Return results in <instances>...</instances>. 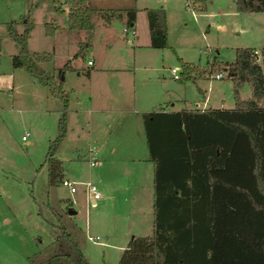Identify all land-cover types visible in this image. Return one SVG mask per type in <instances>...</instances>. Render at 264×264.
Wrapping results in <instances>:
<instances>
[{"label":"trees","instance_id":"trees-1","mask_svg":"<svg viewBox=\"0 0 264 264\" xmlns=\"http://www.w3.org/2000/svg\"><path fill=\"white\" fill-rule=\"evenodd\" d=\"M66 1L69 26L84 27L86 0ZM236 10H261L264 0H234ZM126 23L134 8L123 7ZM147 44L163 46L164 11L160 5L143 7ZM20 29L12 19L5 32L16 46L12 66L22 68L48 93L59 99L55 132L43 153L46 184L63 176L54 155L65 131L62 66L54 73L38 61L41 51H28L25 40L31 21L24 15ZM49 33L52 27L45 28ZM234 58L206 67L182 60L175 78H194L193 71L222 68L232 81L233 105L179 109L154 108L141 112L147 159L151 160V220L148 234H129L114 263L89 262L76 239L56 219L54 232L43 245L26 255L34 264H264V41L260 59L252 46H236ZM45 55V54H44ZM216 71V70H215ZM247 82L250 94L241 97Z\"/></svg>","mask_w":264,"mask_h":264},{"label":"rangeland","instance_id":"rangeland-1","mask_svg":"<svg viewBox=\"0 0 264 264\" xmlns=\"http://www.w3.org/2000/svg\"><path fill=\"white\" fill-rule=\"evenodd\" d=\"M88 1L89 13L96 16L98 11L102 26H105L110 38L122 47L119 53L127 59V62L134 55V62L140 66L135 70L134 77L139 76L141 80L161 79L167 85H170L169 83L175 85L183 80L187 93L186 104L191 107H199L196 103L201 104L202 95L199 87L209 96L208 106L233 105L231 79L226 75L225 70L219 67L214 70L208 69L210 71L205 73L196 70L193 71L194 78L179 80L170 75V66L179 73L182 60L200 68L206 67L211 59L223 63L234 58L236 46L244 45L256 49L260 59V47L264 41V13L261 10H234V0H196L193 13L184 7L183 0H166L167 10L164 16L166 44L163 46H147L140 43L148 38V34L144 11L136 7L133 38L129 42L123 40L120 27L126 23V20L125 13L119 6L125 1H129L132 6L137 0ZM58 4H60L58 0H0V68L4 65L5 54L12 47L15 48L5 32L4 22L12 19L14 27L16 26L18 30L21 27V18L27 15L33 20L28 45L36 48L41 44L42 25L46 23L45 28L52 27V20H55L53 16L47 17L46 7L58 9L60 6ZM62 23L64 26H69L65 18H62ZM81 48V41L78 40L70 58L82 59ZM41 53L46 57L44 59L51 56L49 50ZM215 70H221L222 75L212 76ZM29 77L32 78L31 75ZM33 83L46 92L45 85L37 82L35 78ZM31 89L35 90L34 87ZM24 90V84L19 85L14 98L15 104L22 106L21 102L23 107L7 110L8 115L0 108L2 140L0 142V264H34L27 260L26 255L50 239L54 232L53 223L57 218L72 233L89 262L114 263L117 252L121 250V246H124L130 234L126 233L130 222L126 217L122 218L121 211L112 213L109 201L102 195L99 186L96 187L100 192V198L90 205L83 184L85 181L94 184L97 182L103 154L90 146L93 148L91 154L96 159L93 164H88L89 147H86L84 138L72 145L68 143L61 145L57 152L67 156L62 164L76 180L75 190L69 192L66 185L58 181L47 186L43 153L47 139L55 132L56 116L43 108H28V104L29 106L34 104L35 96L24 95ZM6 91L9 90L0 89L2 107L7 106L9 99ZM170 94H173V91ZM239 94L241 97L250 94L247 82L240 85ZM182 103L175 101L172 106ZM20 134H23L25 140L20 138ZM130 152L143 153L146 156L144 144L131 149L115 148L113 154L116 153L115 158L123 160L128 158ZM108 167L107 165V173ZM147 179L144 186L149 187L151 195L150 174ZM112 183L117 186L119 184L118 180ZM116 193H119L118 198L121 196L127 198L125 200L127 204L130 194L118 191ZM150 195L141 197V206H143L141 214L149 217L145 226L144 220L137 224L142 228L138 227L139 229L136 230H141L143 234L150 232ZM67 208L72 209V212H68ZM94 234L97 235L96 238H92Z\"/></svg>","mask_w":264,"mask_h":264},{"label":"crops","instance_id":"crops-1","mask_svg":"<svg viewBox=\"0 0 264 264\" xmlns=\"http://www.w3.org/2000/svg\"><path fill=\"white\" fill-rule=\"evenodd\" d=\"M58 1H60L58 9L46 7L47 17L53 16L55 20H52L53 25L49 33L44 32L42 25L41 44L36 48L28 45L33 20H30L31 26L25 40L28 51H50L51 56L48 59L38 61L42 68L53 73L57 67L62 66L59 76L61 77L62 95L65 99V131L56 146L54 155L60 160L62 175L75 180L70 176L71 173L66 166L62 164L67 156L58 154V149L61 145H66V143L72 145L82 141L83 138L86 140V147L92 146L95 151L98 149V153L103 154L101 156L103 159L100 160L101 172H99L96 179V186L100 187V192L102 191V195L109 201V208L112 213L121 211L123 213L122 218L126 217L127 221L129 220L130 223L126 233L143 234V232H140L141 230H136V228H142L137 224L143 220L145 226L149 218L147 215L141 214L143 212L141 197L145 195L149 197L150 195L149 187L144 186V183H147L149 174L151 178L152 162L143 153H138V155L136 152H130L128 158L123 160L115 158L117 154L113 153L115 148L128 147L131 149L144 144L141 127L142 111L154 108L179 109L191 107L186 104L187 93L184 89V82L182 80L175 83V85L171 83L167 85L161 79L141 80L139 76L134 77L135 70L140 67L139 64L134 62V55L127 62V59L119 53L122 47L119 46L117 41L110 38L107 29L102 26L98 11L95 16V14L89 13L88 8L87 21L84 27L64 26L62 18H65L66 21L65 6L67 3L64 0ZM88 2L86 0L87 5ZM165 2L166 0H137L132 7L142 10L145 6L160 5L165 16L167 10ZM129 6L130 2L125 1L119 7L123 12V7ZM134 17L135 11L133 13ZM133 18L129 23L132 27ZM78 40L82 44L81 54L83 60L70 58ZM140 43L150 46L147 44V39ZM15 50L16 46L5 54L4 65L0 68V89L9 90L6 91V95L9 96L7 106H0L1 110L6 112L9 109L23 107L21 102L22 106L18 103L15 104L14 98L17 95L19 85L24 84L23 94L31 97L35 96L34 104L31 106L28 104V108H43V110L51 111L54 116H57L61 108L59 99L51 96L47 88L46 92L39 89L35 86L36 83H33V76L32 79L29 75H26L28 73L22 68L12 66L9 63V55ZM87 58H90L89 63L85 61ZM32 87L35 90L31 89ZM199 89L201 90L202 99L201 104L196 103V105L202 108L208 106L209 96L203 93L200 87ZM172 91L173 94H170ZM170 95H173V97ZM175 101L183 103L172 106ZM90 141L93 143H90ZM100 148H102L101 151ZM107 165L109 166L108 173ZM114 180H118V186L112 183ZM116 191L130 194L127 204L125 203L127 198L125 199L124 196L118 198L119 193H116ZM118 253L119 251L116 257Z\"/></svg>","mask_w":264,"mask_h":264},{"label":"built area","instance_id":"built-area-1","mask_svg":"<svg viewBox=\"0 0 264 264\" xmlns=\"http://www.w3.org/2000/svg\"><path fill=\"white\" fill-rule=\"evenodd\" d=\"M195 1L196 0H183L184 7L186 9H189L193 13V7L195 5ZM120 29L122 31L123 40L125 42L131 41L132 38H133V34H134V30H133V27L131 26V24L125 23V24L121 25ZM254 58L256 60H259L256 49H254ZM85 61H86V63H89L90 62V58H87ZM169 73L171 74L172 77H176L177 76V72L175 71V69L172 66L169 67ZM221 75H222V71L221 70H216V71H214L212 73V76H214V77H220ZM20 138L24 139L23 134H20ZM87 152H88L87 162H88V164H93L94 161H95L94 155L91 154L93 152V148L89 147ZM58 182H60L61 184L66 185L67 190L69 192H71V191H73L75 189L74 188L75 180H71V179H69V178H67L65 176H62L59 179ZM83 184H84V192L86 194V198L88 200V203L90 205H92L100 197V192L97 189L96 185L94 183H92V182L85 181ZM96 237H97V235L94 234L92 238H96Z\"/></svg>","mask_w":264,"mask_h":264},{"label":"water","instance_id":"water-1","mask_svg":"<svg viewBox=\"0 0 264 264\" xmlns=\"http://www.w3.org/2000/svg\"><path fill=\"white\" fill-rule=\"evenodd\" d=\"M67 211H68V212H72V209H70V208H67Z\"/></svg>","mask_w":264,"mask_h":264}]
</instances>
